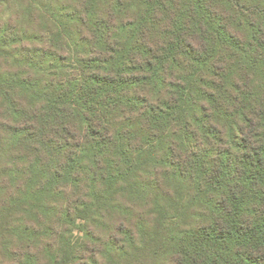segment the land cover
<instances>
[{"label":"trees","instance_id":"1","mask_svg":"<svg viewBox=\"0 0 264 264\" xmlns=\"http://www.w3.org/2000/svg\"><path fill=\"white\" fill-rule=\"evenodd\" d=\"M0 264H264V0H0Z\"/></svg>","mask_w":264,"mask_h":264}]
</instances>
